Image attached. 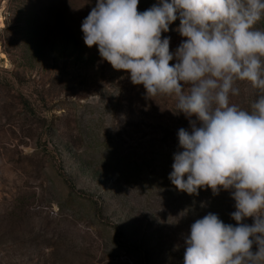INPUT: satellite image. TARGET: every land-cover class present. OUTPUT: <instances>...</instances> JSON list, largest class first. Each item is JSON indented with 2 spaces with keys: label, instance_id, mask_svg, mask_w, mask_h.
<instances>
[{
  "label": "rangeland",
  "instance_id": "374dc122",
  "mask_svg": "<svg viewBox=\"0 0 264 264\" xmlns=\"http://www.w3.org/2000/svg\"><path fill=\"white\" fill-rule=\"evenodd\" d=\"M95 4L0 0V264H184L196 219L236 223L229 191L171 184L189 120L85 45ZM179 23L162 34L172 52ZM238 86L231 99L245 109L262 94Z\"/></svg>",
  "mask_w": 264,
  "mask_h": 264
},
{
  "label": "clouds",
  "instance_id": "9594fccd",
  "mask_svg": "<svg viewBox=\"0 0 264 264\" xmlns=\"http://www.w3.org/2000/svg\"><path fill=\"white\" fill-rule=\"evenodd\" d=\"M138 4L96 0L84 43L147 97H174L189 120L190 131L178 130L171 184L189 195L229 191L235 201V225L211 212L191 224L184 264H264V30L255 27L264 0H159L143 12ZM177 19L184 39L172 52L162 34ZM244 81L262 93L248 109L231 99Z\"/></svg>",
  "mask_w": 264,
  "mask_h": 264
},
{
  "label": "built area",
  "instance_id": "2783aa9c",
  "mask_svg": "<svg viewBox=\"0 0 264 264\" xmlns=\"http://www.w3.org/2000/svg\"><path fill=\"white\" fill-rule=\"evenodd\" d=\"M2 23V15H1V11H0V24Z\"/></svg>",
  "mask_w": 264,
  "mask_h": 264
}]
</instances>
